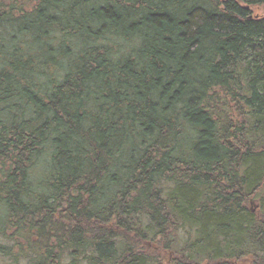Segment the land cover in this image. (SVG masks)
<instances>
[{"label": "trees", "instance_id": "1", "mask_svg": "<svg viewBox=\"0 0 264 264\" xmlns=\"http://www.w3.org/2000/svg\"><path fill=\"white\" fill-rule=\"evenodd\" d=\"M255 6L0 0V264H264Z\"/></svg>", "mask_w": 264, "mask_h": 264}, {"label": "rangeland", "instance_id": "2", "mask_svg": "<svg viewBox=\"0 0 264 264\" xmlns=\"http://www.w3.org/2000/svg\"><path fill=\"white\" fill-rule=\"evenodd\" d=\"M255 15H257L258 17H264V6H255ZM254 204L253 203H250L248 205V209H252V210H255L253 208ZM231 264H248V263H243V262H232Z\"/></svg>", "mask_w": 264, "mask_h": 264}, {"label": "bare ground", "instance_id": "3", "mask_svg": "<svg viewBox=\"0 0 264 264\" xmlns=\"http://www.w3.org/2000/svg\"><path fill=\"white\" fill-rule=\"evenodd\" d=\"M251 213H254L255 210L250 209Z\"/></svg>", "mask_w": 264, "mask_h": 264}, {"label": "flooded vegetation", "instance_id": "4", "mask_svg": "<svg viewBox=\"0 0 264 264\" xmlns=\"http://www.w3.org/2000/svg\"><path fill=\"white\" fill-rule=\"evenodd\" d=\"M231 264V263H230Z\"/></svg>", "mask_w": 264, "mask_h": 264}]
</instances>
